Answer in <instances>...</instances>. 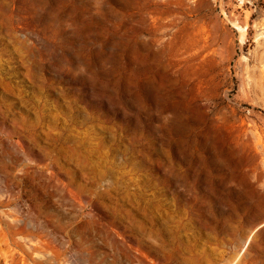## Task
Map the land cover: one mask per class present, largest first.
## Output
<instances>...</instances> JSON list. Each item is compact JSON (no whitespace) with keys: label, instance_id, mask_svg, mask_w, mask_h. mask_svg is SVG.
I'll list each match as a JSON object with an SVG mask.
<instances>
[{"label":"rangeland","instance_id":"1","mask_svg":"<svg viewBox=\"0 0 264 264\" xmlns=\"http://www.w3.org/2000/svg\"><path fill=\"white\" fill-rule=\"evenodd\" d=\"M0 264H264V0H0Z\"/></svg>","mask_w":264,"mask_h":264}]
</instances>
